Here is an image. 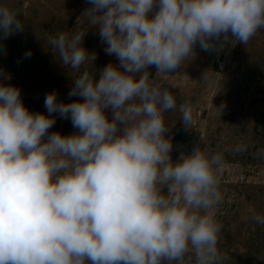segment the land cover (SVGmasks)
<instances>
[{
  "label": "clouds",
  "instance_id": "9594fccd",
  "mask_svg": "<svg viewBox=\"0 0 264 264\" xmlns=\"http://www.w3.org/2000/svg\"><path fill=\"white\" fill-rule=\"evenodd\" d=\"M87 2L84 14L119 65L109 63L98 80L88 69L73 80L68 96L82 100L60 102L51 92L47 115L31 112L19 88L0 82V264H185L189 254L194 264H219L223 153L197 145L172 161L164 113L177 99L148 69L170 76L197 43L208 52L229 37L248 44L264 29V0ZM23 27L0 6V38ZM85 32L48 38L63 66L79 70L90 58ZM179 110L188 128L191 107ZM54 113L79 131L50 133ZM251 219L264 224L259 213Z\"/></svg>",
  "mask_w": 264,
  "mask_h": 264
},
{
  "label": "rangeland",
  "instance_id": "374dc122",
  "mask_svg": "<svg viewBox=\"0 0 264 264\" xmlns=\"http://www.w3.org/2000/svg\"><path fill=\"white\" fill-rule=\"evenodd\" d=\"M0 6L15 11L24 23L22 31L0 38V82L19 88L31 112L47 115L44 100L51 92L57 93L60 102L82 100L68 96L73 80L85 69L98 80L109 63L119 65L115 55L105 53L98 27L84 14L91 7L87 0H0ZM80 31H86L82 46L90 58L79 70H73L59 62L58 53L51 52L48 38ZM29 50L31 57L24 58ZM193 52L167 77L156 74L155 66H150V81L162 82L177 99V108L164 113L165 126L170 130L166 135L173 143V162L181 153L191 155L197 145L223 153L224 169L218 186L221 200L214 209L222 225L217 245L222 258L219 264H238L248 252L255 254L253 245L260 242L258 232L264 225L251 219L256 213L264 215V29L246 45L229 37L215 51H203L197 43ZM183 102L192 110L188 128L179 110ZM53 115L56 122L50 133L70 135L79 131L70 119ZM107 115L112 118L110 111ZM237 145L245 150L233 151ZM185 264H194V256H186Z\"/></svg>",
  "mask_w": 264,
  "mask_h": 264
},
{
  "label": "trees",
  "instance_id": "16d2710c",
  "mask_svg": "<svg viewBox=\"0 0 264 264\" xmlns=\"http://www.w3.org/2000/svg\"><path fill=\"white\" fill-rule=\"evenodd\" d=\"M261 237L258 238L259 243L257 245H253L255 247V254L251 251V253H247L248 257L241 258L238 264H264V225L261 226V231L258 232Z\"/></svg>",
  "mask_w": 264,
  "mask_h": 264
}]
</instances>
